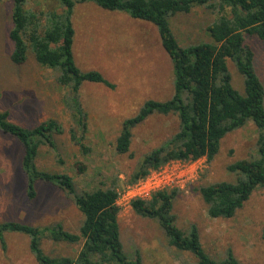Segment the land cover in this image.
<instances>
[{
  "label": "rangeland",
  "instance_id": "rangeland-1",
  "mask_svg": "<svg viewBox=\"0 0 264 264\" xmlns=\"http://www.w3.org/2000/svg\"><path fill=\"white\" fill-rule=\"evenodd\" d=\"M46 4L47 0H32L27 7L39 9ZM12 8L13 1L0 0V109L9 111L13 122L28 128L52 118L65 128V132L55 136L57 149L48 145L40 148L38 167L71 175L79 192L110 186L117 181L119 223L127 254L134 257L138 250L146 264H195L193 254L169 244L157 220L135 212L136 198L128 200L125 196L129 187L137 183L129 180L142 158L179 130V116L151 115L133 129L131 152L121 154L116 150L124 120L135 116L145 101L166 100L174 95L173 63L156 27L124 11H109L90 2L76 5L72 17L75 61L83 72L99 71L115 84V88L90 81L82 84L81 101L88 122L86 144L90 149L85 153L71 138L70 128L76 126L65 103L70 101V94L57 81L58 73L41 66L30 53L22 65L12 61L14 44L9 36L13 26ZM214 18L210 9L196 6L190 13L177 14L171 22L180 43L186 45L211 40L205 29ZM246 39L255 51L256 69L264 83V41L254 36ZM229 67L234 86L244 93L242 75L232 61ZM257 140V127L250 121L222 139L220 151L211 162L206 157L183 161L187 166V180L180 186L164 189L180 190L173 208L178 226L187 230L196 224L205 248L215 258L223 257L232 249L242 262L264 264V190L254 191L232 218L211 217L199 191L202 185L235 181L237 175L228 166L256 156ZM23 155L21 142L0 130V221L39 227L60 222L66 229L78 233L84 215L62 189L38 181L36 197H28ZM181 166L176 164L175 168ZM153 195L154 192L144 200H151ZM4 237V243L0 240V264H38L30 249L29 235L8 231ZM82 246L83 240L70 243L42 239L43 249L51 255L74 257Z\"/></svg>",
  "mask_w": 264,
  "mask_h": 264
},
{
  "label": "trees",
  "instance_id": "trees-1",
  "mask_svg": "<svg viewBox=\"0 0 264 264\" xmlns=\"http://www.w3.org/2000/svg\"><path fill=\"white\" fill-rule=\"evenodd\" d=\"M13 1L10 39L14 44L11 59L22 65L29 53L43 67L55 70L57 81L69 91L70 101H64L72 113L75 126L70 128L72 140L89 152L86 144L87 112L81 101L85 81L115 88L103 73L83 72L73 52L75 27L74 9L78 3H94L99 7L127 12L131 17L152 23L174 68V95L166 100L149 99L133 117L124 120L116 139V150L131 152L133 129L155 113L177 114L179 130L166 142L152 149L141 160L129 182L146 177L172 160L212 161L219 153L222 139L250 121L258 130L257 154L228 166L237 175L235 181L202 185L199 191L213 218H232L259 188L264 190V83L255 65V51L247 36L264 41V0H47L39 9L28 8L32 0ZM196 6L210 9L215 18L205 32L211 40L182 45L171 19L179 13H190ZM29 50H31L29 52ZM229 61L244 79L245 92L233 84ZM0 130L16 137L24 147L22 169L27 178V195H37L36 183L43 181L62 189L73 198L83 213L79 232H71L58 222L39 227L18 221H0V240L5 242L8 231L30 236V249L38 264H146L137 250L130 257L122 242L118 205V183L79 192L75 179L61 172L42 170L37 157L42 146L57 149L55 136L65 132L57 119H48L28 128L10 119L9 111L0 109ZM180 190L154 193L151 200L133 201L135 212L158 221L171 246L187 251L196 258L195 264H257L239 260L232 249L221 258L213 257L205 248L196 224L187 230L177 224L173 212ZM264 236V230H263ZM77 243L83 246L74 257L48 254L42 239Z\"/></svg>",
  "mask_w": 264,
  "mask_h": 264
},
{
  "label": "built area",
  "instance_id": "built-area-1",
  "mask_svg": "<svg viewBox=\"0 0 264 264\" xmlns=\"http://www.w3.org/2000/svg\"><path fill=\"white\" fill-rule=\"evenodd\" d=\"M183 161L185 160H172L165 167L150 172L146 177L137 181L136 185L129 187L125 193L126 198L128 200L131 198L141 200L149 199L153 192L164 190L169 186H180L181 182H185L188 176L186 172L187 166ZM176 164L182 166L175 168ZM185 177L186 179L183 180Z\"/></svg>",
  "mask_w": 264,
  "mask_h": 264
}]
</instances>
